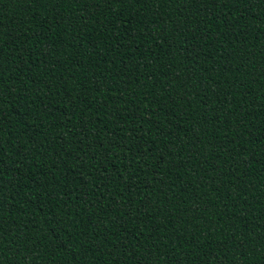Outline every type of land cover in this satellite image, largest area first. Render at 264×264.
<instances>
[{"label": "trees", "instance_id": "16d2710c", "mask_svg": "<svg viewBox=\"0 0 264 264\" xmlns=\"http://www.w3.org/2000/svg\"><path fill=\"white\" fill-rule=\"evenodd\" d=\"M0 264H264V0H0Z\"/></svg>", "mask_w": 264, "mask_h": 264}, {"label": "snow or ice", "instance_id": "6c2138e0", "mask_svg": "<svg viewBox=\"0 0 264 264\" xmlns=\"http://www.w3.org/2000/svg\"><path fill=\"white\" fill-rule=\"evenodd\" d=\"M117 2L123 3V0H117Z\"/></svg>", "mask_w": 264, "mask_h": 264}]
</instances>
